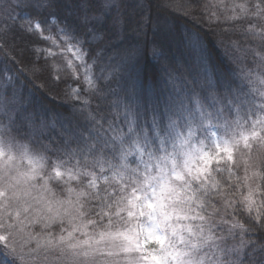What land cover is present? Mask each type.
I'll list each match as a JSON object with an SVG mask.
<instances>
[{"label":"snow or ice","instance_id":"6c2138e0","mask_svg":"<svg viewBox=\"0 0 264 264\" xmlns=\"http://www.w3.org/2000/svg\"><path fill=\"white\" fill-rule=\"evenodd\" d=\"M87 4L83 36L50 11L55 0L10 4L23 13L13 20L19 31L69 45L79 61L68 60L69 68L77 81L82 70L88 95L68 84L74 102L60 113L0 73V264H24V246L35 239L24 221L42 230L58 224V239L37 241L36 250L61 264H264V246L243 243L250 229L236 222L247 212L264 227V162L241 179L229 147L264 138V88L212 66L199 36L189 39L185 76L164 65L163 90L141 85L138 52L106 58V36L89 25ZM114 6L103 0L102 9ZM249 17L264 19V0L225 20L251 24ZM10 31L0 26V37ZM161 55L154 46L153 58ZM220 130L225 136L213 140ZM237 235L241 243L230 245Z\"/></svg>","mask_w":264,"mask_h":264},{"label":"trees","instance_id":"16d2710c","mask_svg":"<svg viewBox=\"0 0 264 264\" xmlns=\"http://www.w3.org/2000/svg\"><path fill=\"white\" fill-rule=\"evenodd\" d=\"M113 3L115 6L109 12L106 8L102 9L103 0H88L89 25L106 36L102 44L106 58L118 57L125 49L138 52L139 84L146 83L149 88L163 90L167 78L160 69L164 65L175 68L176 75L185 76L193 62L189 39L199 36L204 55L212 66L235 73L238 80H242L248 88L252 85L245 77H250L256 88H264V84L260 83L264 80V40H261L264 36V19L249 17L251 24L248 20L226 22L225 17L234 13H230L232 11L226 6L219 9L215 0H113ZM256 3L258 0H240V4L245 6ZM10 4L14 5L15 0H0V26L7 25L11 29L0 37V73L15 77L24 85L25 93L32 92L34 100L42 103L45 108L66 113L68 106L74 102L65 96L68 84L79 88L81 96L88 95L84 91L87 85L83 82L82 70L81 80H75L65 61V56L72 51L67 50L69 45L63 40L59 41V45L64 49V55L54 52L56 44L41 38L39 33L30 36L19 31L21 21L16 20L14 24L13 20L23 13L19 9L14 10ZM55 4L56 7L50 11L59 18L61 24L67 22L81 36L89 31V26L81 22L85 14L83 0H55ZM235 10L238 12L239 8L235 7ZM217 15L220 16L219 24L216 22ZM114 21H120L116 28H113ZM141 22H146V27L138 32L137 24ZM48 27L45 25V35H48ZM51 29L55 38L56 26L51 25ZM154 46L162 53L158 60L153 58ZM76 63L78 65L79 61ZM57 72L60 75L59 81L54 78ZM95 74L100 75L98 69ZM91 106L96 109L95 98ZM217 133L219 137L225 136L222 130ZM239 143L245 144L243 140ZM248 144L247 149L250 150L243 151L245 160L248 157V163L240 160L230 162L241 179L246 167L253 171L264 162V138L257 136L245 145ZM236 222L250 229L247 235L251 239H245L243 243L264 246V227L257 224L254 214L249 220L247 212H243L236 218ZM236 231L239 233L240 229ZM59 232L57 224L48 234L58 237ZM228 242L230 245L239 244L240 236ZM49 261L46 262L61 264Z\"/></svg>","mask_w":264,"mask_h":264},{"label":"rangeland","instance_id":"374dc122","mask_svg":"<svg viewBox=\"0 0 264 264\" xmlns=\"http://www.w3.org/2000/svg\"><path fill=\"white\" fill-rule=\"evenodd\" d=\"M215 1L218 4L219 9H222V7L226 6V7H228L230 9L229 11H232L230 13H234L235 7L239 8V6L241 5L240 4V0H215ZM53 50L56 53L60 52L62 55H64L63 53L65 52L64 49L60 45L57 46V44L53 47ZM68 60H74L75 62L77 61V60H75V57H74L72 52L65 56V61H66L67 64H68V62H67ZM217 138H223V137H219L218 133H216V136H213L212 139L216 140ZM252 139L253 138H250L249 140H252ZM232 143L235 144L234 141ZM249 145L250 144L245 145V144H240V143L238 145H235L234 147L232 145H229V147L231 149V152H232V157H233V160L231 162L240 160L243 163H248V157L245 160V156L243 155V151L250 150V149H247V147L249 148ZM206 146H208V145H206ZM210 147L213 148L212 149L213 151H215L216 144L215 143H211ZM251 172L252 171L249 168L248 174L251 175ZM33 191L36 192V193L40 192V190L38 188L37 189H33ZM65 224L67 225V227H70L68 225L67 219H65ZM24 225L27 226L28 230L32 231L33 234L35 235V239H33L30 244H26L24 246V253H23L24 254V263L25 264H48L46 262L48 260H50V261H58V263H61L60 260H56V256H52L49 259V256L51 254L47 253L46 250H44V249H41V250H38V251L36 250L37 241H39L43 245V244H46L49 239L56 240V239H58V237H53L52 234H48V231L50 229L42 230L39 226H36L34 229L31 228V226L28 224V221H24ZM0 233H3L2 229H0ZM17 250L20 251V248L18 247Z\"/></svg>","mask_w":264,"mask_h":264}]
</instances>
